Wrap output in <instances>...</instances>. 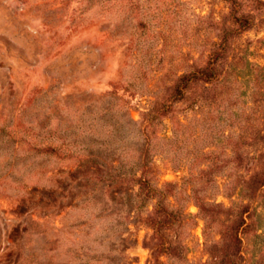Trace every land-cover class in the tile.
I'll list each match as a JSON object with an SVG mask.
<instances>
[{"label": "rangeland", "instance_id": "obj_1", "mask_svg": "<svg viewBox=\"0 0 264 264\" xmlns=\"http://www.w3.org/2000/svg\"><path fill=\"white\" fill-rule=\"evenodd\" d=\"M235 1L246 30L231 0H0V264H264V0Z\"/></svg>", "mask_w": 264, "mask_h": 264}, {"label": "trees", "instance_id": "obj_2", "mask_svg": "<svg viewBox=\"0 0 264 264\" xmlns=\"http://www.w3.org/2000/svg\"><path fill=\"white\" fill-rule=\"evenodd\" d=\"M233 3L231 14L233 16V19L235 23H237L242 29H247L252 26V20L250 16L246 13H239L240 9L238 8V5L235 4V0H231ZM231 32L226 31L224 37H229V34ZM228 48L227 45V39L226 41L222 42L217 50L212 52L210 55L209 60L207 61V64L202 68H196L193 70H190L188 73H183L178 76V82L176 83V97L180 98V96H184L186 94L187 88L195 81L202 80L204 82H210L213 83L215 81H218L221 78L222 71L220 70V59L224 56L226 53V50ZM48 154L50 155H59L58 150L53 143H49L46 145V150ZM140 168H142L143 174L141 176L137 175L138 169H130L126 170L125 172H122L121 174L117 175L116 173H109L108 170L100 169L98 172L93 173L94 177H96L98 182L95 184L99 185L102 183V181L105 179L109 181L110 183L116 182L118 179L119 183H121L125 187V194L128 196H132L136 194L135 192V184H146L147 183V176L145 175V169L147 167V163L145 159L141 160ZM108 178V179H107ZM79 182L77 185L79 187H88L90 186L89 181L90 178L88 176H82L77 177ZM93 186V188H95ZM124 238L123 240H125Z\"/></svg>", "mask_w": 264, "mask_h": 264}]
</instances>
